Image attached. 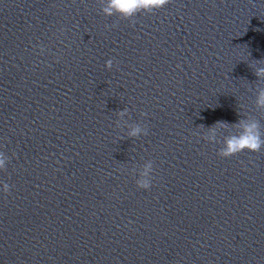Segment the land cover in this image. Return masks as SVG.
<instances>
[{
  "label": "clouds",
  "instance_id": "clouds-1",
  "mask_svg": "<svg viewBox=\"0 0 264 264\" xmlns=\"http://www.w3.org/2000/svg\"><path fill=\"white\" fill-rule=\"evenodd\" d=\"M170 3L171 0H101V11L106 17L116 16L119 19L132 21L138 14H152ZM105 67L111 70L113 60L108 59L105 62ZM253 74L257 77V81H264V66L255 67ZM255 106L259 110H264V87L257 88ZM127 114L126 108L117 111L120 120ZM120 120L117 121V127L120 126ZM200 127L204 128L203 125ZM127 128L126 135L129 138H139L148 134L147 128L139 123L127 125ZM229 128L234 129V131L223 136L222 147L218 151L221 158H231L244 151L259 152L264 148V131H262L260 120L251 115L239 119L234 124L218 121L207 129L203 138L208 142H219L217 141V130ZM9 159L3 152H0V170L6 169ZM133 171L135 172V169ZM152 173L153 162L149 160L140 167L138 178L135 181L138 189L150 190L153 179ZM2 190L7 194L10 191V186L4 183Z\"/></svg>",
  "mask_w": 264,
  "mask_h": 264
}]
</instances>
